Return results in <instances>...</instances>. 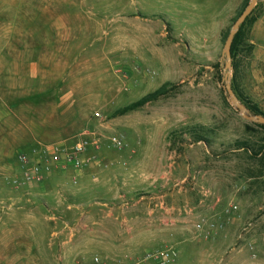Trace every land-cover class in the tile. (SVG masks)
Masks as SVG:
<instances>
[{
  "label": "rangeland",
  "instance_id": "1",
  "mask_svg": "<svg viewBox=\"0 0 264 264\" xmlns=\"http://www.w3.org/2000/svg\"><path fill=\"white\" fill-rule=\"evenodd\" d=\"M250 2L0 0V97L11 107L0 104V118L16 150L95 128L104 138L89 155L111 164L77 186L57 171L45 190L0 188V213L16 216L5 228L31 243L7 264H158L148 255L170 248L171 264H264V131L223 84L226 38ZM249 17L229 84L264 113V0ZM117 132L122 154L107 144ZM203 219L209 236L195 227Z\"/></svg>",
  "mask_w": 264,
  "mask_h": 264
},
{
  "label": "built area",
  "instance_id": "2",
  "mask_svg": "<svg viewBox=\"0 0 264 264\" xmlns=\"http://www.w3.org/2000/svg\"><path fill=\"white\" fill-rule=\"evenodd\" d=\"M96 116L101 117V114L96 113ZM103 138L104 135L98 129L86 128L69 143L64 142L45 146L42 149L34 150L31 154L20 153L18 156V174L13 177L5 176L4 180L13 188L19 189L45 184L53 173L57 171L68 173L71 170L70 181L77 186L84 171L93 167L100 170L110 168L111 164L102 162L98 155H89V152L93 149L95 151L100 150ZM107 144L120 154L128 148L125 135L118 132L112 133L107 137ZM120 164L127 166V161L122 158ZM94 179L96 180L97 176ZM231 208L229 212H234L237 209L235 205ZM207 223L203 219L195 227L199 231H205L206 235L209 236L214 225H210L205 230ZM177 255V250L170 248L148 256L153 258L158 264H171Z\"/></svg>",
  "mask_w": 264,
  "mask_h": 264
},
{
  "label": "crops",
  "instance_id": "3",
  "mask_svg": "<svg viewBox=\"0 0 264 264\" xmlns=\"http://www.w3.org/2000/svg\"><path fill=\"white\" fill-rule=\"evenodd\" d=\"M8 92H9V90H7V92H5L0 88V96L4 93L6 96V94ZM8 99L9 98L6 97V99L3 100L0 97V104H2V103L7 104L8 109H11ZM8 120H9L8 117L6 119L4 117L0 118V124H7V126H9L7 132H2L3 130L0 132V188L11 187L13 189V187L11 185H9V183H7L4 180V177L5 176L13 177V176L18 174V169H19L18 168L19 167L18 166V156L20 153L31 154V153H33L34 150H39V149L44 148L45 146H49V145H53V144H57V143L62 144L64 142L68 141V139L61 141V142H52L51 144L39 141L36 144V142H37L36 137L33 136V138H30V139H32V141L28 143L29 146L20 147V148H18V150H16L15 133H14V131L10 132V122ZM29 140L26 139V141H29ZM91 151H93V150H91ZM99 170L100 169L93 167V168H90V169L84 171L81 174L80 182L85 177L86 178L91 177L93 180L94 177L97 176V171H99ZM68 174L70 176L72 174V171L71 170L68 171ZM94 181H95V179H94ZM46 184H47V181L45 184H42V185H32L30 187H25V188L34 187L36 189H41V190L44 189L45 190V187H47ZM24 190H26V189H24ZM24 190H22V191H24ZM6 195H8V194H6ZM9 199H12V198H9ZM2 200H8V198L7 199L4 198ZM28 200H30V198ZM0 202H1V200H0ZM15 220H16L15 215L1 214L0 213V264H7V262H9V261H15V252H12V250L14 248H17V246L22 247V248H25V246H28L29 249L31 248L30 242L27 244L25 242L18 241V238H17L18 233L5 228L6 227L5 223L15 222ZM28 221H31V220L28 219ZM13 234H15V235H13ZM10 256H13V259H11ZM10 264H12V263H10Z\"/></svg>",
  "mask_w": 264,
  "mask_h": 264
},
{
  "label": "water",
  "instance_id": "4",
  "mask_svg": "<svg viewBox=\"0 0 264 264\" xmlns=\"http://www.w3.org/2000/svg\"><path fill=\"white\" fill-rule=\"evenodd\" d=\"M259 0H251L247 8L243 11L240 17L236 20L233 28L231 29L225 45H224V57H225V67H224V77L223 84L228 95L231 98L232 104L241 112L244 119L249 122L263 124L264 116L259 114H252L239 100L236 93L234 92L232 86L229 84L230 74L233 68V58H232V45L236 35L239 33L242 25L246 22L248 17L253 12Z\"/></svg>",
  "mask_w": 264,
  "mask_h": 264
},
{
  "label": "trees",
  "instance_id": "5",
  "mask_svg": "<svg viewBox=\"0 0 264 264\" xmlns=\"http://www.w3.org/2000/svg\"><path fill=\"white\" fill-rule=\"evenodd\" d=\"M249 5V3H247L246 7ZM244 11V10H243ZM243 11L240 13V15L243 13ZM239 15V17H240ZM250 17L246 20V22L242 25L239 33L236 35L234 41H233V45H232V58H233V70L235 71V76H234V81L236 82L237 80V73H238V64H237V54H238V48H239V45H240V39H241V35H242V32L246 26V24L248 23ZM229 35V34H228ZM227 35V37H228ZM227 39V38H226ZM168 85H164L162 87H160L159 89H157L156 91L148 94L147 96L143 97L142 99L138 100L137 102L135 103H132L120 110H118L115 115H124L130 111H133V110H136L140 107H143L145 106L147 103L149 102H152V101H155V100H158L160 97L166 95L168 93ZM233 90L234 92H236V89L233 87ZM247 107L249 108V110L254 113V114H259V115H263L264 116V113H260V112H257V109L255 107H252L250 105L247 104ZM254 126L256 127H259L260 129H262L264 131V125L263 124H257V123H252ZM250 128L249 130H251V127H248ZM237 144L241 145L238 147V149H242L244 151H247V152H250V151H253V148L250 147L247 143H238ZM260 151L261 152H264V145L262 147H260Z\"/></svg>",
  "mask_w": 264,
  "mask_h": 264
}]
</instances>
